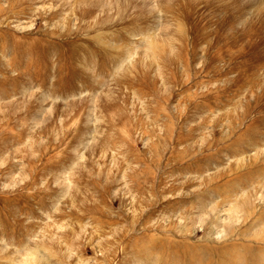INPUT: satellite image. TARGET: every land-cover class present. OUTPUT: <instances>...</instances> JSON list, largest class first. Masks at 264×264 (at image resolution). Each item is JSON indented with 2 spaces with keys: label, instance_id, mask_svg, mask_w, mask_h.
Segmentation results:
<instances>
[{
  "label": "rangeland",
  "instance_id": "374dc122",
  "mask_svg": "<svg viewBox=\"0 0 264 264\" xmlns=\"http://www.w3.org/2000/svg\"><path fill=\"white\" fill-rule=\"evenodd\" d=\"M0 264H264V0H0Z\"/></svg>",
  "mask_w": 264,
  "mask_h": 264
}]
</instances>
